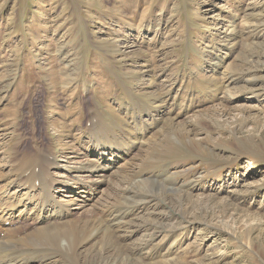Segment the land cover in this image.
<instances>
[{
	"label": "rangeland",
	"instance_id": "rangeland-1",
	"mask_svg": "<svg viewBox=\"0 0 264 264\" xmlns=\"http://www.w3.org/2000/svg\"><path fill=\"white\" fill-rule=\"evenodd\" d=\"M0 92V204L25 205L16 169L48 152L62 167L51 169L62 193L50 219L72 199L64 188L93 193L67 220L86 229L83 252L63 251L65 242L42 264H93L99 248L110 264H264V0H0ZM117 123L132 135L114 137ZM95 126L112 144L144 143L101 186L83 172L98 164ZM158 179L182 195L132 210L135 227L100 229L129 215L126 188ZM40 227L16 236L26 243Z\"/></svg>",
	"mask_w": 264,
	"mask_h": 264
},
{
	"label": "bare ground",
	"instance_id": "bare-ground-1",
	"mask_svg": "<svg viewBox=\"0 0 264 264\" xmlns=\"http://www.w3.org/2000/svg\"><path fill=\"white\" fill-rule=\"evenodd\" d=\"M242 74H244V73H242ZM245 78H246L245 74L241 78L237 77V76H231L228 79V82L230 84L228 83L227 86L229 87L231 84H237V83H240L241 81H244V80L246 81ZM252 80H248L247 82H253ZM252 96L254 98H256V97H258V94L256 95L253 93ZM96 122H97L96 124H98V120H96ZM168 129L170 130V128H168ZM139 130L141 132V135L143 136L151 130V127L145 128V129H143L142 127H139ZM106 138H107V133L105 135L99 134V138L97 139L98 145L95 147L93 153L99 157L98 160H100V161L110 160L111 163L114 162V159H117V158L121 159V154L124 153L125 150L134 149L135 147H137L136 145L143 143L141 141L142 138L141 139L136 138L134 141L131 140L132 142L129 141V143H126L127 146L125 144L126 148H124L123 147L124 144L122 142L112 144L109 141H107ZM166 138H168V139H165V140H168L169 142H167V141H165V142H167L169 144V146L171 143H175L171 139L170 135H169V137L166 136ZM182 140L190 141V143L188 142V144H189L188 147L195 149V145L193 144L194 142L192 143L191 139L189 140L187 138H184ZM160 146H162V145H160ZM171 146H173V145H171ZM155 147H154V149H155ZM171 150H172V148H171ZM52 153L53 152H48L47 154L45 153L43 155L44 162L40 163V166H43V164H47V165L53 164V166H46V168H45L46 172L35 161H32V163H31L33 165V167H31L29 163L24 165L25 167H28L29 170L26 168L22 169L23 166H18L16 169V175L17 176L19 175L20 181L25 182V184L20 185L22 187L21 193H22V191L25 192V194H23V196H24L23 200L25 202V205H21V204L17 203L15 206H12V205L8 206L5 204H8L9 200H6L2 204H0V208L3 207L1 209V211H2V218L4 220V226L6 227L5 232H7L8 235H10V237L12 238V240L15 241L14 249H21V254L15 258L14 257L11 258L10 253H9L10 246L5 243L7 239H5V237L1 238V237H3L5 232L2 233V235L0 233V264H42L40 261L44 262L46 259H48L50 257L53 258V255L55 256L56 252H59V251L62 252L61 249H63V245L65 242H69V247L67 248V250H63V251H69V253L71 255H74V256L77 253L76 251L79 252V250H81V252H83L82 250L88 245V242H89L88 239L89 238L87 237L88 233H85L86 229H83V227H81L79 225L80 223L78 224V223H74V222L72 223L69 221L67 222V220L70 219V217H72L73 215H76L75 211L77 212L78 210H80V212L81 211L85 212L86 208H88L89 205L93 202V199L91 200L92 195L88 193V192L92 191L90 186L84 187L83 184L76 183V184H80L83 187V189H85V190H82L81 192L77 193V196L79 198L76 197V195H74V191H75L74 186L75 185L74 186H68L67 188H64L65 189L64 192H68V194H71V196L69 198H72V199H71V201H69L68 204L65 203V205H63V207L59 208L58 213L55 214V218L50 219L52 207L54 206V204L56 203L57 200L56 199L51 200V196H50L49 192L54 193V186H55V188L57 187L56 191L58 193H62V192H60V188H58V185H57L58 179L53 177L55 173L52 172V170H51V169H54L51 167H56V166L58 167L57 162L51 163L49 160V157H53L54 158L53 160L57 161L55 155ZM69 158H71V157H69ZM71 164L73 166V165L77 164V162L72 161ZM84 167L85 168H83V172L91 174V177H89V178H93V177L99 178V179L94 178L96 181L95 183L98 186L99 185L101 186L103 183L106 184L108 182L110 173L102 174L103 172L108 170L107 167H102L99 165V163L96 166L92 163H89V164L85 163ZM57 169L58 170L62 169V167H59ZM57 169H54V170H57ZM51 172L53 173V176H52ZM120 176L117 175V177H119V178H120ZM166 176H164V178H166ZM51 177L56 179L55 182H57V183L54 182V184L52 185ZM127 177H126V181H127ZM85 178L87 179L88 176H86ZM120 179H122V178H120ZM5 180H7V179L4 178V180H0V183H3ZM159 180L160 179L153 180V181H141L139 183H136L135 185H132V187L126 188V190H124L126 192H123L124 193V200H125L123 202V204L125 205V207H123L121 209H123V211H125L126 213H129V215L119 216V217L113 216L112 220L110 221V224L101 222L100 223V226H101L100 229L103 230V232H105V233L112 234L111 233L112 230H110V228H113V227L119 226L122 228V226H124V225H127L129 228L135 227L136 223L134 224V222H135L134 219H133V221L129 222L131 219L132 213L136 212V211L132 212V210H134L138 207L141 208L142 206L151 203L152 201H150V199H152V198L155 199L157 196H160V195L170 196L173 194H181V193H177L178 191H176L175 189H172V188L168 189L167 187L164 186L165 184ZM168 181L170 182V180H168ZM6 183L7 184L11 183V181L6 182ZM120 183H122V182H120ZM37 184H39V186H37ZM60 185H62V182L60 183ZM41 194H44L45 197L40 198L39 196ZM125 194L127 197H125ZM121 195H120V197H121ZM19 198L20 197H18L15 200L17 201ZM120 200H122V199L120 198ZM57 202H60V201H57ZM61 202L63 203L64 201H61ZM74 205L75 206L79 205L80 207H78V209L77 208L72 209V207ZM92 206H93V204H92ZM15 208H17V210H15ZM121 209H119V210H121ZM15 212L17 213L16 215H15ZM50 221H52L54 223H58V224L56 226L53 225L52 227H50V226L49 227H43V226H45V224H47ZM27 226L28 227L32 226L34 228H36L37 226H41V227L38 228L37 230H35L34 233L32 232L30 235H28V237L25 239L26 240V243H25V241L23 242L21 240V238L20 239L17 238L18 235L16 236V234H18V232H16V231H18L20 229L19 227L25 229V227H27ZM117 232H119V231H117ZM113 233H115V231ZM19 234L24 235L23 233H19ZM100 235H101L100 233L95 234L96 237H99ZM13 236H16V238H13ZM104 239L107 240L108 238H104ZM108 247H109V245H108ZM112 248H110V249H112ZM102 253H103V255H106V253H104L103 248H99V251H97V253L93 256L96 258V262L93 264H110V260L108 257H101ZM111 261H113V260H111ZM167 261H170V260L167 259ZM113 264H117V261H116V263H113Z\"/></svg>",
	"mask_w": 264,
	"mask_h": 264
}]
</instances>
